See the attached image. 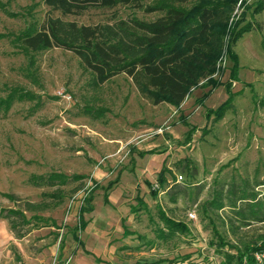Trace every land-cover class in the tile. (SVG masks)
Here are the masks:
<instances>
[{
  "label": "rangeland",
  "instance_id": "rangeland-1",
  "mask_svg": "<svg viewBox=\"0 0 264 264\" xmlns=\"http://www.w3.org/2000/svg\"><path fill=\"white\" fill-rule=\"evenodd\" d=\"M159 3L51 16L78 25L130 18L149 22L163 13L144 9ZM48 14L43 0H0V210L22 211L26 219L37 217L18 226L24 234L20 239L0 218V248L11 251L2 264H66L62 251L78 248L73 237L81 232L76 228L85 201L90 195L98 198L94 215L100 221L102 197L121 180L118 199L133 203L137 213L129 229L136 235L133 244L138 250L127 256L128 261L225 264V253L235 254L230 246L239 251L246 245L259 246L264 224L242 226L235 211L243 204L236 202L237 208H231L236 194L229 190L237 192L247 182V193L264 199V0H238L233 10L231 26L249 28L231 46L237 60L234 78L226 48L211 77L218 86L191 89L178 108L150 104L124 74L98 84L70 52L25 50L18 38L38 28ZM223 105L219 117L217 110ZM146 148L153 155L141 169L146 172L137 177L136 154ZM162 168L167 184L158 188ZM50 174L64 175L67 183L34 185L35 178ZM76 176L82 179L74 180ZM145 179L158 190L157 198L148 188L141 197ZM57 189L60 199L52 196ZM221 192L224 200L219 206L215 198ZM140 197L147 201L146 208L139 204ZM158 210L184 224L188 232L164 237L167 232ZM189 213L195 215L194 221L188 219ZM215 231L228 246L219 247ZM252 256L256 264L255 253Z\"/></svg>",
  "mask_w": 264,
  "mask_h": 264
},
{
  "label": "trees",
  "instance_id": "trees-1",
  "mask_svg": "<svg viewBox=\"0 0 264 264\" xmlns=\"http://www.w3.org/2000/svg\"><path fill=\"white\" fill-rule=\"evenodd\" d=\"M150 1L160 3L144 9L145 12H162L163 15L149 22L130 18L112 24L78 25L76 22L51 16V12H57L62 17L79 16L91 9H113L117 6L141 9L143 3ZM194 1L43 0L49 14L38 28L24 32L18 40L30 52L57 48L72 53L95 77L98 84L124 74L131 80L139 96L150 104L157 106L165 103L178 108L191 89L206 85L213 88L218 86L211 77L226 48L233 64L231 74L234 78L237 60L231 53V46L249 32L247 27L236 29L237 23L231 26L232 13L238 0H196L197 3L191 8L182 7ZM227 94L230 97L228 89ZM223 107L224 105L217 110L219 117L222 116ZM191 131L193 130L190 129ZM164 174L165 169L162 168L156 179L158 188L167 184ZM77 178L82 179L73 177L74 180ZM34 180L35 186H63L67 183V177L61 174H50L46 178L38 177ZM146 185L150 196L157 198L158 190L149 182ZM247 185L244 182V188L237 192L229 190L230 194H236V199L230 200L229 206L236 209V202L243 204L244 207L235 211L242 226H248L251 222L264 224V199H257L254 194L247 193ZM56 192L52 196L60 199V190L57 189ZM3 196L13 198L10 195ZM92 200L90 195L85 201L86 209L80 213V225L76 232L85 228L82 215L92 211ZM223 200L221 192L215 198V203L221 206ZM104 202H107L106 196ZM139 204L142 205V202L139 201ZM158 217L167 232L164 237L176 232H188L184 224L168 218L161 210H158ZM0 218L8 221L9 229L17 239L24 236L17 229L18 226H27L32 220H37L36 216L26 219L24 212L19 210H0ZM159 233L163 234V231ZM214 235L220 248L228 246L216 231ZM74 238L80 243L76 236ZM259 240V246L246 245L242 251L230 246L235 254L225 253V264L233 261L235 264H243V261L245 264H254L252 255L264 249V237Z\"/></svg>",
  "mask_w": 264,
  "mask_h": 264
},
{
  "label": "crops",
  "instance_id": "crops-1",
  "mask_svg": "<svg viewBox=\"0 0 264 264\" xmlns=\"http://www.w3.org/2000/svg\"><path fill=\"white\" fill-rule=\"evenodd\" d=\"M150 150L146 148L144 151L136 154L138 160L136 159L135 176H142L146 172L141 171V169L147 161L146 159L150 157L149 155H153ZM146 169L148 170L149 167ZM146 182L149 181L145 179L144 183L140 185L141 197L147 192L148 187ZM123 185L121 180L108 196L104 195L107 198L106 203L104 202V196L102 197L101 202L105 209L101 211L102 216L100 217V221L96 220L94 215L95 201L98 198L91 201L92 211L88 213L89 218L84 220L85 228L79 235H75L81 244L73 237L78 248L74 245L62 251L66 258V264H137V261L131 262L127 259V256L136 253L138 250L137 245L133 244V239L136 235L129 229L131 223L135 221L137 213L133 203L126 204L122 199H118V191ZM114 192H117V197H111ZM141 202L143 208L148 206L145 199H142ZM10 255V250L0 248V264H2V257L9 258ZM34 257L35 260L38 259V254H35ZM28 262L25 264H28Z\"/></svg>",
  "mask_w": 264,
  "mask_h": 264
},
{
  "label": "built area",
  "instance_id": "built-area-1",
  "mask_svg": "<svg viewBox=\"0 0 264 264\" xmlns=\"http://www.w3.org/2000/svg\"><path fill=\"white\" fill-rule=\"evenodd\" d=\"M188 219L194 221L195 220V215L193 213H189L188 215ZM263 254L264 253H255V260H256V264H262V258H263Z\"/></svg>",
  "mask_w": 264,
  "mask_h": 264
}]
</instances>
